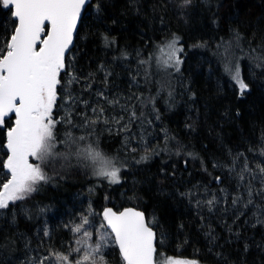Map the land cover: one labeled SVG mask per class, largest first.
Segmentation results:
<instances>
[{
	"label": "trees",
	"instance_id": "trees-1",
	"mask_svg": "<svg viewBox=\"0 0 264 264\" xmlns=\"http://www.w3.org/2000/svg\"><path fill=\"white\" fill-rule=\"evenodd\" d=\"M14 21L0 7V46ZM173 40L182 49L178 71L159 59ZM65 64L54 147L43 162L31 158L49 179L0 209V264L67 248L68 231L57 222L80 201L100 218L108 207L143 211L156 264H264V203L233 207L242 172L228 171L264 155V0H89ZM235 64L248 85L243 94L227 70ZM5 121L0 188L14 115ZM88 149L112 159L119 183L94 174ZM45 224L53 228L47 240ZM103 254L106 264H123L113 244Z\"/></svg>",
	"mask_w": 264,
	"mask_h": 264
},
{
	"label": "snow or ice",
	"instance_id": "snow-or-ice-1",
	"mask_svg": "<svg viewBox=\"0 0 264 264\" xmlns=\"http://www.w3.org/2000/svg\"><path fill=\"white\" fill-rule=\"evenodd\" d=\"M184 3H190V0H184ZM85 4L86 0H0V7L15 18L14 31L0 46V125L6 123L5 117L15 115L14 126L8 128L4 143L7 149V159L3 162L7 172L4 175L10 173L11 177L0 188V209L8 208L10 202L25 199L36 191L38 183L49 179L41 165L30 163L29 157L43 162L54 147V129L59 121L52 113L60 84L58 77L66 68L65 53L72 43L73 31ZM176 44L177 41L173 40L166 45L171 50L172 60L167 66H177L178 71L181 61L176 53L182 49ZM227 70L241 94L247 91L248 85L241 77L239 65L234 72ZM69 100H72L71 96ZM92 111L95 113L96 109ZM101 116L102 108L98 116L86 118L85 123H95ZM135 118V112H132L131 119ZM121 119L123 117L115 122L119 123ZM124 127L126 129L127 125ZM83 155L93 162L97 177L106 178L109 183L120 182V169L111 158L92 149L85 150ZM208 203L211 205L213 201ZM103 219L115 235V244L124 264H154V232L142 213L132 209L117 213L105 208ZM88 223V217H84L82 223L72 229L74 233L83 229V236L76 240L77 245L83 246L86 243L84 238H91L92 233L84 229ZM101 228H104L103 224ZM107 235L102 232L99 240L84 251L75 264H105L104 248L111 243ZM71 251L80 252L81 247ZM54 255L59 264H71L67 255ZM167 264L180 262L169 258Z\"/></svg>",
	"mask_w": 264,
	"mask_h": 264
},
{
	"label": "rangeland",
	"instance_id": "rangeland-1",
	"mask_svg": "<svg viewBox=\"0 0 264 264\" xmlns=\"http://www.w3.org/2000/svg\"><path fill=\"white\" fill-rule=\"evenodd\" d=\"M180 52L176 53L177 58L179 57ZM170 53L171 50L167 47L164 48V50H162V53L159 57L161 64L163 63V65L167 66L172 62V60L170 59ZM235 67L236 64L234 65V70ZM7 118L8 117H5V119ZM2 126L3 125H0V127ZM29 162L32 163L31 157H29ZM261 168H264V155H261L259 157L252 156L250 160L244 164V167L241 166L240 168L237 164H234L233 167L228 170L231 171L232 174H235L239 171L242 172L240 175L237 176L240 181L238 186L240 191H239V195L236 197L237 199L235 200V203H233V207L239 205L241 209L247 210L254 206L253 203L254 199H258V198L264 203V197H263L264 183L262 181V178L264 177V173H261ZM9 178L10 175L8 174L5 177L3 184L6 183L7 179ZM195 196L202 197L199 196L198 194ZM225 199H226V194L223 193L222 194L223 204L225 203ZM208 201H212V200L209 199ZM215 202L217 203L218 200H216ZM202 203H206V202L203 201ZM66 216L67 217H63L59 219L57 225L59 226V224L62 222L60 226H62L66 231H68L69 242L67 244V248H65L63 251L58 248L55 249L50 248L48 250V254H41L38 259L28 260L27 264H41V261H44V264H59V262L56 260V257L54 255L55 253H60L61 255H67L71 264H75V261L81 258L83 252L88 250L90 246L94 245L99 240V236L102 232H106L108 234L106 238L111 241L109 245L111 244L114 245L113 237L106 229L103 217L100 218L96 213H92L88 211L87 208L84 207V205L82 204V201L78 202L75 208L68 209L66 211ZM84 217H88L89 220V223L87 225H84V229H87L89 232H91L92 236L90 239L84 238L86 243L83 246H81L76 244V240L80 239L83 236V229L80 233H74L72 229L75 226L81 224ZM102 224L104 225V228H101ZM50 226H51L50 224H45L42 228L41 233L44 235V240H47L52 233L53 228L51 229ZM45 233H47V235ZM76 247H81V251L80 252L71 251V249ZM107 247L104 248V251L106 250ZM45 257H49V259L45 260L44 259ZM169 258L175 261H179L180 264H195L194 261L186 260L182 258H176V257H168L165 260H163L162 264H167ZM105 264H106V259H105Z\"/></svg>",
	"mask_w": 264,
	"mask_h": 264
},
{
	"label": "water",
	"instance_id": "water-1",
	"mask_svg": "<svg viewBox=\"0 0 264 264\" xmlns=\"http://www.w3.org/2000/svg\"><path fill=\"white\" fill-rule=\"evenodd\" d=\"M88 1H89V0H86V4L88 3ZM86 4H85L84 7L82 8V14H83V11H84V9H85V7H86ZM82 14H81V16H82ZM80 18H81V17L78 18V21H77V27H78V25H79ZM13 19L15 20L14 17H13ZM16 22H18V21H16ZM77 27H76V29H77ZM76 29H74V31H73V39H72V43H71V45L69 46V48L66 50V53H65V54H67V53L70 51V49L72 48V46H73V44H74V39H75V35H76ZM13 115H14V113H13ZM14 121H15V115H14ZM13 126H14V123H13ZM13 126H12V127H13ZM6 151H7V149H6ZM5 171L7 172V169H5ZM8 174H9L10 177H11V174H10V173H8ZM9 179H10V178H9ZM108 208H111V207H108ZM111 209H112L114 212H117V213H119V212H123V211H125L126 209H132L133 211L140 212V213H142V214L144 215V217H145V222L149 225L148 220H147V218H146L144 212L141 211V210H139V209H136V208H133V207H125V208H122V209H120V210H115V209H113V208H111ZM103 212H104V210H103ZM103 212H102V217H103ZM104 222H105V221H104ZM105 226H106V229L109 231V233L112 235L113 240H114V246L116 247L118 253H119L120 256H121V253H120V251H119V247H118V245L115 244V235H114V233H111V229H110V228H107L106 222H105ZM149 226H150V225H149ZM150 227H151V226H150ZM151 229H152V227H151ZM152 230H153V229H152ZM153 232H154V230H153ZM153 245H154V248H155V233H154ZM121 259H122V256H121ZM122 261H123V260H122ZM153 262H154V264H156L155 259H154V256H153ZM123 264H124V261H123Z\"/></svg>",
	"mask_w": 264,
	"mask_h": 264
},
{
	"label": "bare ground",
	"instance_id": "bare-ground-1",
	"mask_svg": "<svg viewBox=\"0 0 264 264\" xmlns=\"http://www.w3.org/2000/svg\"><path fill=\"white\" fill-rule=\"evenodd\" d=\"M258 157V156H257ZM260 159V158H259ZM258 170V169H257ZM246 178V177H245ZM258 182V181H257ZM247 185V184H246ZM262 188V187H261ZM205 199V198H204ZM248 203V202H247ZM239 204V203H238ZM244 208V207H243ZM238 209V208H237ZM252 212V211H251ZM65 245V244H64ZM29 258V257H28Z\"/></svg>",
	"mask_w": 264,
	"mask_h": 264
}]
</instances>
